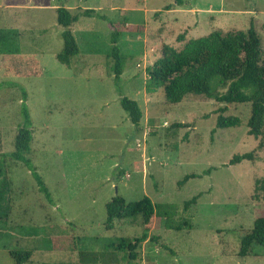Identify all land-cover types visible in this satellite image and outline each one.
Segmentation results:
<instances>
[{"label": "rangeland", "instance_id": "374dc122", "mask_svg": "<svg viewBox=\"0 0 264 264\" xmlns=\"http://www.w3.org/2000/svg\"><path fill=\"white\" fill-rule=\"evenodd\" d=\"M167 6L181 10L177 23ZM59 7L97 15L80 17L71 27L79 54L70 67L56 60L63 47ZM193 8L200 23L192 28L195 15L186 11ZM108 23L134 29L118 43L125 60L118 81ZM251 24L264 62V0H183L180 7L175 0H0V32L13 46L0 52V155L7 156L0 158V264H15L10 251H30L27 264H79L72 242L78 251L102 253L98 264H264L258 245L249 257L237 255L241 234L264 215V129L257 139L248 135L250 104L229 105L224 116L241 124L218 129L215 112L221 105L214 100L189 96L168 105L162 90L144 89L145 69L161 42L181 51L185 37L202 38L215 29L237 33ZM181 25L189 33L177 31ZM13 55L36 59L40 74H10L5 61ZM123 96L141 109L137 129L120 106ZM24 109L33 133L28 158L52 203L32 172L8 156L24 125ZM250 152L254 162L228 166L234 155ZM189 175L197 177L179 186ZM117 196L171 205L178 210L174 220L185 217L191 228L167 230L157 218L150 237L159 240L141 242L136 259H126L106 247L140 239L143 228L140 216L105 227V205ZM195 196L197 203L182 214L184 202Z\"/></svg>", "mask_w": 264, "mask_h": 264}, {"label": "trees", "instance_id": "16d2710c", "mask_svg": "<svg viewBox=\"0 0 264 264\" xmlns=\"http://www.w3.org/2000/svg\"><path fill=\"white\" fill-rule=\"evenodd\" d=\"M175 2L177 7L183 6V0H175ZM165 10H171V6H167ZM56 14L57 24L63 29L61 35L63 47L56 55V60L60 64L70 67L79 54L71 27L79 21L80 17L97 15L92 10L73 15L64 7H59ZM108 28L112 45L111 69L115 75V81H118L125 62L118 43L123 33L133 32L134 29L130 26L113 23H108ZM6 45H10V47L5 48L4 51H9L13 47L8 37L0 32V52ZM5 67L10 74L16 77H35L40 74L39 62L34 58L13 55L5 61ZM145 74V92L154 94L158 90H162L164 100L168 105L180 104L189 96H201L220 104L221 107L215 112L217 114L216 128L218 129L236 128L241 124L240 119L235 116H224L229 105L250 104L251 114L247 122L248 135L255 139L262 135L264 129V62L261 39L252 24L246 31L237 33H225L220 29H215L205 37L187 41L181 51H177L167 44H161L155 60L145 69ZM120 106L137 129L142 119L138 103L123 96L120 99ZM23 117L24 125L19 127L14 138V149L8 156L12 161L23 164L32 172L39 192L44 194L49 203H52L47 187L28 158L31 152L33 133L26 109L23 110ZM174 127L189 128L185 124H178ZM4 157H7L6 154L0 155V158ZM255 160L256 156L253 152L238 154L230 159L228 166ZM210 172L208 170L205 173L209 174ZM2 174L0 169V177ZM196 177V175L186 176L179 186ZM198 198L199 196H195L184 202L181 208L182 214H187L197 203ZM105 211V227L107 229H112L117 221L141 217L143 234L140 239L132 241L120 239L106 247V249H112L114 253H124L127 255L126 259L129 260L136 259V251L141 242L146 240L157 242L159 240L157 237H150L157 218L164 221V227L167 230L180 231L191 228L189 219L185 217H181L177 221L174 220L178 215V210L176 211L173 206L156 204L148 197H143L137 202H126L122 197L117 196L105 205ZM72 244L73 251L78 252L79 264H98L103 259L102 253L78 251L74 242ZM255 245L264 248V215L256 218L252 228L241 234L238 257L244 259L251 256ZM9 256L15 264H27L32 253L30 251H10ZM113 260L111 258L108 262Z\"/></svg>", "mask_w": 264, "mask_h": 264}, {"label": "crops", "instance_id": "0c3cea01", "mask_svg": "<svg viewBox=\"0 0 264 264\" xmlns=\"http://www.w3.org/2000/svg\"><path fill=\"white\" fill-rule=\"evenodd\" d=\"M187 13H193V15H195V18H196V20H192V21H190V23H192L191 25H192V28H193V26H199V23H200V19H199V12H198V10L196 9V8H193V9H190L189 11H186ZM167 13H169V16H174L173 18H174V22L175 23H177L176 22V20H177V18L180 20V18L179 17H177L176 16V14L178 13V14H181L182 12H181V10H169ZM158 25H160V22L158 23ZM125 26H128V25H125ZM184 29V30H183ZM181 30H183V31H186V32H188L189 33V31H190V29L186 26V25H181V27H180V29L179 30H177V31H181ZM187 35V34H186ZM142 37H139V39H141ZM144 42L146 41V36H144ZM159 41H163V38H162V36H160V38H157ZM187 39H186V37H185V39L182 41V42H187L186 41ZM162 44H165L164 42H161ZM145 45H147V44H144V46ZM146 47V46H145Z\"/></svg>", "mask_w": 264, "mask_h": 264}]
</instances>
